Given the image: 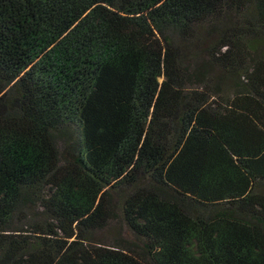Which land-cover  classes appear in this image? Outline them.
<instances>
[{"label":"trees","instance_id":"trees-1","mask_svg":"<svg viewBox=\"0 0 264 264\" xmlns=\"http://www.w3.org/2000/svg\"><path fill=\"white\" fill-rule=\"evenodd\" d=\"M0 264H264V0H0Z\"/></svg>","mask_w":264,"mask_h":264},{"label":"rangeland","instance_id":"rangeland-1","mask_svg":"<svg viewBox=\"0 0 264 264\" xmlns=\"http://www.w3.org/2000/svg\"><path fill=\"white\" fill-rule=\"evenodd\" d=\"M47 192L46 194H48ZM97 238H104L108 241H113L116 238H126L128 240H134L135 236L130 231L128 225L121 219H113L111 224L103 231H100L96 235Z\"/></svg>","mask_w":264,"mask_h":264}]
</instances>
